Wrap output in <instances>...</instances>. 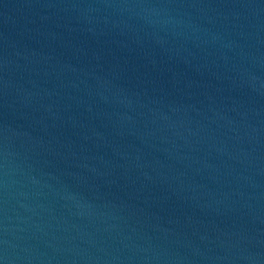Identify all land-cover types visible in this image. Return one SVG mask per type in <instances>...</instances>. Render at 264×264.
<instances>
[{
  "label": "water",
  "instance_id": "water-1",
  "mask_svg": "<svg viewBox=\"0 0 264 264\" xmlns=\"http://www.w3.org/2000/svg\"><path fill=\"white\" fill-rule=\"evenodd\" d=\"M0 264H264V0H0Z\"/></svg>",
  "mask_w": 264,
  "mask_h": 264
}]
</instances>
